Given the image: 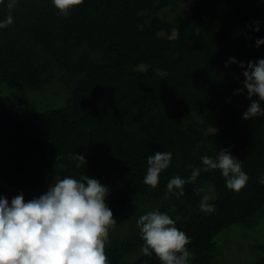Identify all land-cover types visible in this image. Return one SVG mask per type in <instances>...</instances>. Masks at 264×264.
I'll list each match as a JSON object with an SVG mask.
<instances>
[{"label": "trees", "instance_id": "1", "mask_svg": "<svg viewBox=\"0 0 264 264\" xmlns=\"http://www.w3.org/2000/svg\"><path fill=\"white\" fill-rule=\"evenodd\" d=\"M8 2L0 3V22ZM11 15L13 24L0 28V84L17 93L0 109V197L10 202L22 192L27 202L57 175H88L110 188L106 203L117 223L105 247L109 264H161L143 254L137 226L157 210L180 217L189 264H264V116L245 120L251 101L247 90L237 94L239 62L264 54L256 46L264 0H83L67 17L51 0H17ZM232 58L238 63L226 68ZM58 90L60 105H36L37 93ZM224 149L249 176L240 192L212 170L185 184L183 196L164 199L172 177L187 180L189 165ZM156 151L173 156L153 189L143 181ZM76 153L85 165L69 158ZM208 186L211 213L199 208ZM236 228L245 229L249 263L235 261L243 255L232 241Z\"/></svg>", "mask_w": 264, "mask_h": 264}, {"label": "clouds", "instance_id": "2", "mask_svg": "<svg viewBox=\"0 0 264 264\" xmlns=\"http://www.w3.org/2000/svg\"><path fill=\"white\" fill-rule=\"evenodd\" d=\"M51 2L60 15L67 17L83 0ZM16 3L17 0L7 3L9 15L0 22V28L13 24L11 10ZM256 23L258 25L259 21ZM256 31H259L258 27ZM261 45H264V39H257L256 46ZM232 63L238 62L232 58L225 67ZM239 67L244 69V80L237 94L247 90L251 101L243 118L264 116V109L260 106L264 102V59L247 64L239 62ZM257 96L258 101L253 99ZM172 156L171 152L161 151L149 156L144 184L155 189L160 174L169 168ZM69 158L77 161V167L87 163L83 154H69ZM201 164V167L189 165L192 171L187 180L180 176L172 177L167 183L164 199L171 195L183 196L185 184H195L201 172L220 170L226 178L227 188L235 192H240L249 181L240 160L228 149L219 151L215 158L202 157ZM259 182L264 184V177ZM194 191L200 195L205 193V188L197 186ZM213 191L214 188L208 186L207 194L201 196L199 208L202 212H214V206L209 203L214 198L211 195ZM109 194L108 186L88 175L79 180L57 175L55 183L48 185L47 191L38 198L25 202L22 192L10 202L6 197H0V264H109L105 247L109 229L117 223L106 203ZM179 219L176 217L174 220L159 210L141 215L137 226L143 240V254L151 256L155 253L161 264H189L192 253L187 245L191 239L176 226Z\"/></svg>", "mask_w": 264, "mask_h": 264}, {"label": "rangeland", "instance_id": "3", "mask_svg": "<svg viewBox=\"0 0 264 264\" xmlns=\"http://www.w3.org/2000/svg\"><path fill=\"white\" fill-rule=\"evenodd\" d=\"M262 59H264V54H262ZM17 93V90L16 88H12L11 86H9L7 83L5 82H2L0 84V109H2V103L5 102V98L7 97H13L15 96V94ZM65 94H63L61 92V90H58L57 91V94L55 93H47L46 95H42V94H39L37 93V102H36V105L39 107V108H44V107H47V106H58L60 104H57V103H54V102H57L58 100H61L63 101L64 99V96ZM44 103V104H43ZM54 103V105H53ZM35 106V105H34ZM36 107V106H35ZM17 190V189H15ZM133 211L130 210V212L126 215V217H128V219H132L133 217ZM258 229V227H256ZM245 229L244 228H236V230L233 231V238H232V241L235 243V246L236 247H241L242 246V254L241 255V259L239 258H235V261L240 263V262H243V263H249L251 262L252 259L246 261L247 258H249L251 255L249 254L248 252V247H249V242L241 237V236H246V235H243V231ZM254 238V236L251 235V239L252 240ZM243 239L246 240L245 243L242 245L243 243ZM234 253H236L237 255L239 254L238 251H234ZM263 252L262 251H259L257 250L255 254H253L254 256H257V255H261ZM227 254H229V252H227Z\"/></svg>", "mask_w": 264, "mask_h": 264}]
</instances>
